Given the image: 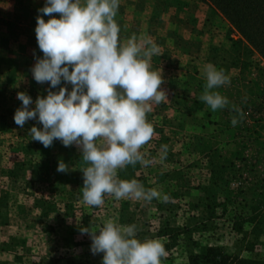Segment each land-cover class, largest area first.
Here are the masks:
<instances>
[{"label":"rangeland","instance_id":"1","mask_svg":"<svg viewBox=\"0 0 264 264\" xmlns=\"http://www.w3.org/2000/svg\"><path fill=\"white\" fill-rule=\"evenodd\" d=\"M45 3L0 0V264H102L104 254L91 252L90 235L80 229L98 230L109 219L136 225L142 241L167 244L163 264H190L189 255L209 247L230 264L264 261V58L210 0H120V39L143 36L159 46L151 66L168 99L147 114L155 135L141 152L151 164L129 165L118 177L161 198L105 195L102 206H89L77 146L55 140L45 148L29 135L33 126L42 129L38 120L23 128L14 122L19 92L35 102L50 87L31 71L43 58L35 28ZM209 64L231 81L216 89L230 101L217 111L199 100ZM65 86L71 91L64 83L52 91ZM232 105L244 114L235 126ZM60 161L69 172L57 171ZM168 226L172 237H161Z\"/></svg>","mask_w":264,"mask_h":264},{"label":"clouds","instance_id":"2","mask_svg":"<svg viewBox=\"0 0 264 264\" xmlns=\"http://www.w3.org/2000/svg\"><path fill=\"white\" fill-rule=\"evenodd\" d=\"M120 0H46L38 9L36 39L43 58L32 68L35 81L49 83L46 97L33 102L19 92L22 101L14 122L23 128L38 120L29 135L45 148L60 140L65 147L77 146L85 167L82 198L86 205L99 207L105 195L116 200L135 198L151 202L160 199L156 189H145L136 180H123L119 170L137 163L151 164L141 149L153 138L155 129L147 120L152 104L168 99L165 83L151 60L159 46L143 36L120 39L121 27L115 19ZM58 14V18L57 15ZM44 16L51 17L47 21ZM206 83L199 100L212 111L229 106V99L216 89L230 84L223 69L204 67ZM70 84L71 91L59 87ZM35 103V107H31ZM232 124L243 119V112L232 105ZM161 150L167 154V145ZM58 172L67 173L69 165L60 161ZM166 202L168 197L165 196ZM92 240L91 252L103 253L102 264H163L168 256L160 239L137 238V226H122L111 219L98 230L92 225L80 229Z\"/></svg>","mask_w":264,"mask_h":264},{"label":"trees","instance_id":"3","mask_svg":"<svg viewBox=\"0 0 264 264\" xmlns=\"http://www.w3.org/2000/svg\"><path fill=\"white\" fill-rule=\"evenodd\" d=\"M264 58V0H210ZM216 202L213 199H210ZM175 228L160 231L161 237H172ZM169 240V239H168ZM165 244V243H164ZM167 246V244H165ZM190 264H230L222 250L209 247L205 253L189 255ZM243 264H264V261L244 260ZM240 264V263H239Z\"/></svg>","mask_w":264,"mask_h":264}]
</instances>
